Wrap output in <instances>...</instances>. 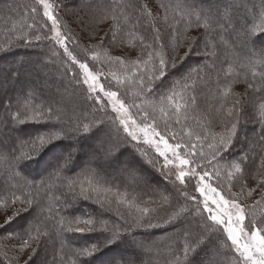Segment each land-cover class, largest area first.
<instances>
[{
  "label": "snow or ice",
  "instance_id": "obj_1",
  "mask_svg": "<svg viewBox=\"0 0 264 264\" xmlns=\"http://www.w3.org/2000/svg\"><path fill=\"white\" fill-rule=\"evenodd\" d=\"M198 3L180 0L171 15L169 5L155 7L151 0L86 5L96 23H108L103 36L95 30L84 37L72 34L50 0H36L27 13L32 23L6 25L25 48L33 47V41H48L47 60L42 62L55 65L58 59L63 69L56 89L60 100L40 99L23 85L14 111L11 97L7 102L0 98V108L7 112L5 127L11 125L17 137L28 136L19 144L0 140V163L5 165L0 172V239L15 241L5 246L14 253L8 257L5 252L9 264H36L41 250L49 245L55 249L57 243L60 252L69 248L74 257L59 264H93L105 250L125 243L131 250L116 253L107 264H118L117 257L120 264H136L145 255L159 254V248L153 240L137 241L134 230L161 225L174 233L164 252L165 264H223L221 255L231 256L229 264H264V50L250 53V74L226 73L230 83L218 89V107L192 117L198 109L192 74L199 81L209 79L200 73L214 68L217 37L227 43L218 29L232 22L211 10H197ZM41 5V20L47 18L43 23L36 19ZM256 30L245 26V43ZM194 31L199 35L193 36ZM201 41L212 64L190 67L186 75L169 81ZM6 43L0 52L17 46ZM182 47L187 51L180 56ZM117 49L135 50V59L113 55ZM254 56L260 59L254 62ZM25 63L18 61L13 69L17 82ZM257 65L259 72L254 70ZM105 67L120 73L106 72ZM237 83L244 85L241 92L233 90ZM61 87L64 93L70 88L77 103H63ZM249 121L259 128H253L251 139L244 130ZM27 125L43 130L25 134ZM46 149L56 150V163L47 171L48 181L36 182L29 178L28 164ZM161 183L164 191H137ZM53 188L59 195L51 194ZM81 201L97 205L100 217L114 214L116 222L63 214ZM14 224L15 230L9 231ZM96 233L94 240L71 247L69 234Z\"/></svg>",
  "mask_w": 264,
  "mask_h": 264
},
{
  "label": "trees",
  "instance_id": "obj_2",
  "mask_svg": "<svg viewBox=\"0 0 264 264\" xmlns=\"http://www.w3.org/2000/svg\"><path fill=\"white\" fill-rule=\"evenodd\" d=\"M154 1H156L159 6L161 4L169 5L170 6L169 15L172 14L175 8V5L180 2V0H154ZM50 2L58 6L56 7L58 8L56 10H59L60 8V11L58 14L62 20L63 25L66 26V29H70L71 33L77 37H84L93 30L97 31L99 36H103L104 33L107 31L109 25L108 23H102L101 25H97L96 23L94 25H91L90 23H88L87 19L83 17L82 11L80 9L82 8L84 9L86 5L95 7L98 4H104V5L112 4L114 0H50ZM115 2H122V0H115ZM205 2H206V5H203V6L197 5V10H200V9L211 10L213 14H218L220 16H223L225 17V19H227L228 17H231L232 22H231V25L227 26L224 30L218 29V31H220L221 35H223L224 40L227 41V43L225 44V43L220 42L219 37H217L216 43L219 44V47L214 49L216 53V56L213 58L215 61L214 68L211 71L206 70L205 73L203 72L200 73L201 76H204L205 74H207L209 79L207 81H199L197 80L196 74L195 73L192 74V81H195L197 84L196 94L198 97L197 112L190 113V115L194 118L198 117V115L202 113L203 111L210 110L212 106L218 107L216 93L218 89L222 90L227 84L230 83V80L227 78L226 73L228 72L240 73L241 76H243L244 72H249L250 74V69L247 67L249 63L250 53L248 52V49L246 50L247 42L245 43L243 39L245 26L248 29H251L253 27L257 29L252 34L251 38L256 37V39L259 41V45L257 47L252 48V52L259 53L261 50H264V37H262L264 33H262V35H258V30L260 29L262 22H264V2L259 3L258 0H254L253 3H256L257 6L256 7L253 6L255 5L253 3L249 6L250 11H252L251 15L248 14L249 11L245 6L237 5L233 2H230L229 0L225 1V4L224 5L222 4L223 6L215 5L216 7H209L208 2L207 1ZM34 6H37L36 0H18L17 2L18 8H16L15 10L14 8H12V6H10V8L7 6L6 14L0 15V45H4L5 47H7L6 42H9V41H11L12 43H15L16 45L20 44L18 41L15 40L13 36H10L8 27H10L13 23L16 24L17 27H20L23 23H32V20L29 19L27 13L29 9ZM155 7H158V6H155ZM86 8L88 9V7ZM76 10L78 11L76 12ZM161 11H163V9H161ZM39 12H40V16H37L36 19L40 21V23H43V20H46L47 18L44 17L43 20H41V17L43 15L42 5L39 6ZM50 24H51V21H48L49 26ZM6 25L8 27H6ZM104 25H106L107 28H103ZM43 31H47V29L45 28ZM237 32L240 33L239 39H237ZM42 34L43 32H41V35ZM191 34L193 36H197L199 35V32L194 31ZM232 36H233V39H232ZM84 42L85 41L81 39V44H83ZM94 42L95 41H93V43ZM36 45H41L43 47L45 46L47 48L50 47L49 42L43 39L38 42L33 41V46H36ZM69 46L71 47V45ZM201 50L205 51L203 41H201L199 45L193 50V52L191 53L187 61L183 64V66L179 69V71L175 73L174 75L169 76L168 78L169 81H171L172 79H178L181 75H186L190 67L203 68L205 64H212L213 61L208 60L207 57H204V60H203L201 56L196 55V52L201 51ZM77 51L79 52V49H77ZM134 51L135 50L133 49H117L116 51H113L112 54L116 55V54L123 53L125 55H129L130 59H135ZM185 51H187L186 47L180 48L179 50L180 56H183ZM16 53L17 52L12 51L11 55L12 54L17 55ZM3 54L4 52H0V56ZM251 59L255 62V61H258L260 58L258 56H254V57H251ZM200 60H202L201 63H200ZM56 62L58 63V66H60V62L58 59L56 60ZM188 62H192V65L188 66V70L183 71V68L187 66ZM254 70L256 72H259L260 71L259 65H257V67ZM105 71L106 72L115 71L117 72L118 75L120 73V70L115 67L111 69L105 67ZM9 78L10 80H13L12 74H11V77ZM192 81H189V83H191ZM19 83L21 86H18V82L17 84L16 83L14 84L15 86L17 85L21 89L18 94H20L22 91V85L26 87L30 85L24 78ZM10 84L13 85L11 82ZM232 87L235 92H241L244 88V85L237 83L235 85H232ZM238 88L240 90H238ZM36 92L40 99H44L46 97L55 99V95L51 92H47L46 90H37ZM207 105H209L208 109H203ZM12 110L13 111L15 110V100L13 102ZM133 111L135 110L133 109ZM0 113H1L0 116L2 117V121L4 122L7 118V112L2 108V111H0ZM90 116H91V110H90V113H88V119H91L89 118ZM190 123H193V126H195L194 119L190 120ZM0 127H1L0 137L4 139L5 133H8L9 134L8 141L9 139L14 140L12 134H16V132L12 129L11 125H9L8 127H5V124H1ZM254 127L255 125L254 124L252 125V122L249 121L245 125L244 130H248V129L253 130ZM257 129L259 131L258 126H257ZM3 130H6V132L5 133L2 132ZM42 130L43 128L39 125L25 126V134L35 135ZM215 130L219 131L220 129L219 127H217ZM107 131L108 130H106L105 132ZM27 139H28L27 135H21L17 138L16 142L17 144H19L20 141L27 140ZM49 152L50 151L46 149L43 153H41L39 157L36 158L35 164L36 163L37 164H36V167L34 168V171L30 169V167L34 164V162L33 163L30 162L28 164L27 170L30 171L32 174V177H29L30 179L34 178L36 179V182H39L40 180L48 181L49 176L47 174V171H49L51 168L50 169L46 168L42 170H37V169L39 165L42 163L41 160L44 159V156L48 154ZM4 168H5V165L3 163H0V172H2ZM65 175H68V173H65ZM78 178L86 179V177H78ZM153 189H159L160 191H164L165 185H163L162 183L152 184L151 187L147 189H144L143 186H141L140 188L137 189V191L143 194L144 192L151 193ZM168 190H171L170 185L168 186ZM51 194L59 195V190L53 188ZM91 211L94 212L92 213V215H91ZM99 212H100L99 207L95 205L93 202L81 201L78 204L71 205L68 208H66L63 214L68 216L70 219H72V218H84L88 216L96 217V216H99ZM73 213L75 214V216H73ZM103 217L104 219H108L110 223L116 222L114 220L115 219L114 214L107 213ZM167 228L165 230H168ZM171 230L172 229L170 228V233L168 235L167 234L166 235L157 234L158 237L151 239L155 241L156 244L158 243L157 245L159 248V254L153 255L151 257L145 255L142 257V260H137L136 264H147L149 260L152 261V264H165L164 252L167 246L169 245V243L171 242V239L174 236V233ZM95 235H99V234L96 233V234H92L91 236H80L79 234H77L74 237H72L71 234H69L70 240H71V247L75 248L78 246H83L87 242H90L89 239L93 238ZM75 240H78V241L76 242ZM9 243H15V241L9 242L7 240L0 239V261H3V264H9V261L5 259V252H7L8 257H11L14 255L12 251L8 250V248L5 247ZM54 250L56 251V254H57V264H59V261L62 258L67 259L69 261L70 259L74 258V257H71L69 248H65L63 252H60L59 244L57 243L55 245V249L53 248L52 245H49L46 251L42 249L39 255L36 257V260L39 256L43 255L44 262L46 261L47 264H53ZM224 257L227 258V262L226 263L223 262V264H229V262L232 260L231 256L229 255V256H224ZM26 258L27 257L25 256V259ZM36 264H42V263L36 262ZM93 264H107V263L96 262V259L94 258ZM124 264H126V261L124 262Z\"/></svg>",
  "mask_w": 264,
  "mask_h": 264
},
{
  "label": "rangeland",
  "instance_id": "obj_3",
  "mask_svg": "<svg viewBox=\"0 0 264 264\" xmlns=\"http://www.w3.org/2000/svg\"><path fill=\"white\" fill-rule=\"evenodd\" d=\"M205 1L208 2L209 7H216L215 5H222V4L224 5L225 1H227V0H201V1L199 0L200 3H198L197 5H201V6L206 5ZM229 1L233 2L237 5L245 6L249 11L248 14L249 15L252 14V11H250L249 6L254 2V0H229ZM258 1H259V3L264 2V0H258ZM17 2H18V0H0V3H1L0 4V15L6 14L7 6L9 8H10V6H12V8H14V10L16 8H18ZM253 4H255L253 6H255V7L257 6L256 3H253ZM151 5L159 7L157 2L154 0H151ZM56 9H58V8H55V13H59L60 8H59V10H56ZM78 10H76V12ZM80 10L82 11L83 17L85 19H87L88 23H90L91 25L96 24V22L89 15V11L86 7L84 9L82 8ZM97 25H101V23H97ZM103 28H107V26L104 25ZM262 32H264V28L260 27V29L258 30V35H262ZM262 37H264V35H262ZM232 39H233V36H232ZM258 45H259V41L256 39V37L250 38L247 41L246 50L248 49V52L251 53L252 48L257 47ZM48 49L49 48H47L45 46L43 47L41 45H36V46L31 47V48H25L24 46L19 44L16 47L9 49L8 52H4V54L0 56V98L5 99V102H7V98L11 97L12 103L14 102V100H15L14 97L17 96L21 90L20 87H18V86H21V85L18 82V86L17 85L15 86L14 84L15 83L17 84V82L13 78H12L13 80H10L9 77H11V74L13 75V69L19 67L18 61L24 60L27 63H25L24 67L20 71V77H21L20 81H22L24 78L28 82V84H30L29 86L32 87L35 91L46 90L47 92L53 93L55 95L56 100H60V95H57L56 89L60 85V80L58 79V77L60 75V72L63 69L60 68V66H58L57 62L55 65H53L52 63L42 62V61L47 60V57L45 54L48 52ZM10 50L17 52L16 53L17 55H13V54L11 55L12 51H10ZM196 55L201 56L203 60H204V57H206L204 50L196 52ZM201 61L202 60H200V63H201ZM190 65H192V62H188L187 66L183 68V71L188 70V66H190ZM52 69H54V70H52ZM206 70L207 69H205V71H202V72L205 73ZM224 70H225V68H224ZM10 82L13 85H11ZM238 90H240V89L238 88ZM60 92L64 94V99L62 102L69 105V107L72 104L77 103V98L72 95V91L70 88L68 89L67 93H64V89H63V87H61ZM208 107H209V105H207L203 109H208ZM0 111H2V108H0ZM85 111L90 113V109H86ZM89 118L92 119L91 116ZM1 124H4V122L2 121V117L0 116V125ZM252 125H253V123H252ZM255 128L258 132L256 125H255ZM2 129H4V128H2ZM106 130H108V129L106 128ZM245 131H247L248 137H249V139H251L253 137V132H252L253 130L248 129ZM2 132L5 133L6 130H3ZM8 135H9L8 133H5V138L3 139L2 137H0V140H4L5 142H8ZM12 135H13L14 140H17V138H18L17 133L12 134ZM101 139L106 141L107 136H105L104 134H101ZM241 139L243 140V136ZM64 143L69 144L70 141L64 142ZM55 151L56 150H52L44 156V159L41 160L42 163L39 165L37 170H42V169H46V168L50 169L52 166L55 165V163H56V159L54 158ZM82 160H83V156H81L79 158L78 163L81 162ZM33 162H34V164L32 166L30 165L31 166L30 169L34 171V168L36 167L37 163L35 164V161H33ZM207 195L209 197L213 196V194L210 192L207 193ZM79 206H80V204H79ZM88 210H90V209H88ZM92 213H94V212L91 211V215H92ZM96 217L102 218L100 216H96ZM84 218H87V217H84ZM166 228L167 227H165V226H160V227H157L154 229H148V230H143V229L134 230L137 233L135 239L137 241L146 240V239L151 240V239L158 237L157 234H162V235L167 234L168 235L170 233V227L167 228L168 230H165ZM8 230L9 231L15 230V224L13 226H10L8 228ZM95 236H97V235H95ZM95 236L93 238L89 239V241H91L92 239L94 240ZM131 239L132 238L129 237V240H131ZM75 241L77 242L78 240H75ZM131 248H132V245L130 243H125L120 248H117L114 246L112 250H110V251L106 250L104 253L97 256L95 258L96 262L107 263V261H109L114 255H116V253L121 252V251H125L126 249L131 250ZM218 258L224 263L227 262V258H225L223 255L219 256ZM197 259H200V257H197ZM117 261H118V264H120L119 257H117ZM36 262L44 264L43 255L39 256L37 258Z\"/></svg>",
  "mask_w": 264,
  "mask_h": 264
}]
</instances>
